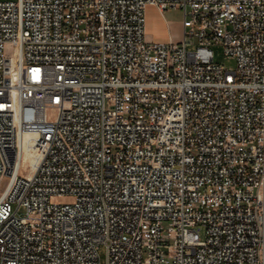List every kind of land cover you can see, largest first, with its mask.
<instances>
[{"label":"built area","instance_id":"2783aa9c","mask_svg":"<svg viewBox=\"0 0 264 264\" xmlns=\"http://www.w3.org/2000/svg\"><path fill=\"white\" fill-rule=\"evenodd\" d=\"M0 264H264V0H0Z\"/></svg>","mask_w":264,"mask_h":264},{"label":"rangeland","instance_id":"374dc122","mask_svg":"<svg viewBox=\"0 0 264 264\" xmlns=\"http://www.w3.org/2000/svg\"><path fill=\"white\" fill-rule=\"evenodd\" d=\"M184 10L179 7L168 6L164 11L160 9H146V38L156 41H170L180 42L184 36ZM148 27L152 31H148ZM159 36H157V35ZM156 36V38L154 37ZM166 36V38L164 37ZM197 42L188 43V49H195ZM8 48V47H7ZM210 48L214 53V61L221 63L229 69L236 67V60L225 53L224 44L220 41H213ZM8 48V54L11 52ZM56 201H71L73 199L70 195L53 197ZM20 215L24 214L22 208L19 212ZM201 235L204 236V226H200ZM102 259L105 258V247L101 246L99 249Z\"/></svg>","mask_w":264,"mask_h":264},{"label":"crops","instance_id":"0c3cea01","mask_svg":"<svg viewBox=\"0 0 264 264\" xmlns=\"http://www.w3.org/2000/svg\"><path fill=\"white\" fill-rule=\"evenodd\" d=\"M148 9H157L158 7L155 5H148L147 6ZM159 9V8H158ZM164 10H161V12ZM148 31H152L150 27H148ZM157 35V34H156ZM158 36V35H157ZM156 38V36H154ZM159 37V36H158ZM166 38V36H164Z\"/></svg>","mask_w":264,"mask_h":264}]
</instances>
